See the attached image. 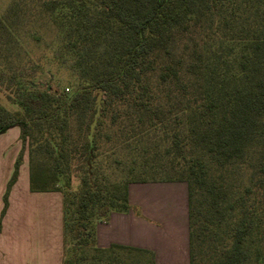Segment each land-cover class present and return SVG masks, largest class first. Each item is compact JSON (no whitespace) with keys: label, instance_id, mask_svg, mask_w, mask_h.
Listing matches in <instances>:
<instances>
[{"label":"trees","instance_id":"16d2710c","mask_svg":"<svg viewBox=\"0 0 264 264\" xmlns=\"http://www.w3.org/2000/svg\"><path fill=\"white\" fill-rule=\"evenodd\" d=\"M48 29L69 91L35 80L24 39ZM115 35L122 46L81 71L85 47ZM3 86L22 109H0V134L19 126L22 149L0 231L28 149L31 190L63 194L75 241L64 264L91 243L102 264H144L153 252L99 247L89 228L129 212L130 184L149 181L188 185L190 264H264V0H13L0 14Z\"/></svg>","mask_w":264,"mask_h":264},{"label":"crops","instance_id":"0c3cea01","mask_svg":"<svg viewBox=\"0 0 264 264\" xmlns=\"http://www.w3.org/2000/svg\"><path fill=\"white\" fill-rule=\"evenodd\" d=\"M21 129L13 126L0 134V215L4 194L22 149ZM29 153L26 150L19 176L9 194V207L0 231V264H64L63 194L30 188ZM133 208L112 212L95 226L99 247L130 245L150 250L156 264H190L188 185L185 181L135 182L129 186ZM52 202V224H41L33 214V202ZM40 203V204H41ZM42 217V216H40Z\"/></svg>","mask_w":264,"mask_h":264},{"label":"rangeland","instance_id":"374dc122","mask_svg":"<svg viewBox=\"0 0 264 264\" xmlns=\"http://www.w3.org/2000/svg\"><path fill=\"white\" fill-rule=\"evenodd\" d=\"M12 1L13 0H0V14L6 11V9L11 4ZM52 35H53V30L48 29L45 30V35H43L42 38L40 39H37L32 32H29L24 39L25 45L31 50V52L33 53L36 59L35 64L38 68V75L35 77L36 78L35 80L41 82L45 86L51 84L54 88H58L59 90L66 88L65 90L69 91V88L67 87L70 85V82L74 79L73 75L69 70L70 62H65V63L61 62V59H58L59 57L57 55L55 56L53 53L49 52L46 49V43L48 41V37ZM123 42H124V38L122 35H115L109 37L103 42L91 43L90 45L85 47L83 51L82 60L81 62L79 61L80 70L83 72L91 71L92 69H94V67L91 65V62H93L97 58H104L114 53L122 46ZM51 71H53L55 74L53 79H51L49 75ZM4 87L5 86L0 87V109L6 108L11 111L22 109V106L19 102V98L9 99L7 96V90ZM89 113H90V104L87 105V110L84 113V117H87ZM3 156L6 158V160H9V154H3V150L0 144V162H3L4 160ZM77 186H78V182L75 181L74 187ZM43 202L44 203H41L39 201L33 202L34 204L32 208H33L34 217L36 218V216L39 214L38 219L36 221L40 222V218H42L41 224L46 225L48 223L49 225H51L52 221L50 220V218L56 213L55 205L50 201H48L47 203H45V201ZM35 214L37 215L35 216ZM98 222L99 221L97 219H94L93 224L89 228V231L92 232L94 230V225L97 224ZM74 245H75V241L72 240L70 237H67L65 242L66 258L72 256L74 252L73 250ZM92 252H94V250L92 249V243L85 247H79V252L77 255V257L79 256V258H81L78 259L79 263L102 264L103 262H99L97 259H94L92 257ZM118 255L123 256L125 260L128 259L126 257L127 253L125 251L119 250ZM97 258L99 259V257ZM140 258L144 264H156L155 260H152L154 259V254L151 255L149 253H143L140 256ZM127 261H130V259H128ZM207 261H209V257L205 256L204 259L200 260V263Z\"/></svg>","mask_w":264,"mask_h":264}]
</instances>
